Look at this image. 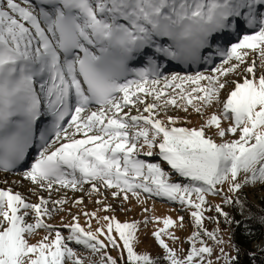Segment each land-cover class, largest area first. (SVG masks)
<instances>
[{
	"label": "snow or ice",
	"instance_id": "obj_1",
	"mask_svg": "<svg viewBox=\"0 0 264 264\" xmlns=\"http://www.w3.org/2000/svg\"><path fill=\"white\" fill-rule=\"evenodd\" d=\"M201 50L209 53L208 63L214 55L221 59L209 74L181 75L167 67V61L196 64ZM246 64L242 82L222 79ZM214 104L222 110L208 114L199 128L177 126L179 118L172 115L158 118L157 110L169 106L184 112L191 106L204 115ZM229 133L236 138L228 139ZM141 155L161 159L148 162ZM17 168L50 193L84 191L87 184L90 195H100L102 186L125 200L129 193L139 199L141 192L164 197L195 209L191 216L198 228L205 194H218L217 185L227 183L231 192L257 183L264 187V0H0V172ZM224 202L243 207L239 198L225 196ZM66 203L43 196L30 203L21 192L0 189V264H84L71 242L103 253L99 264H118L103 252L108 244L126 250V264H158L160 258L136 250L135 221L85 212L97 219L95 231L91 220L85 230L73 215L63 225L68 235L56 230L52 237L55 226L44 217ZM110 209L105 205L104 211ZM215 210L232 222L220 205ZM153 219L164 225L153 236L167 264H214V249L200 232L188 238L191 248L181 255L163 239L165 234L178 239L168 231L176 221ZM179 220L183 227L184 218ZM39 229L49 233L32 242ZM218 232L204 229L222 245ZM219 251L217 264L238 258L223 247ZM249 255L256 259L255 252Z\"/></svg>",
	"mask_w": 264,
	"mask_h": 264
},
{
	"label": "rangeland",
	"instance_id": "obj_2",
	"mask_svg": "<svg viewBox=\"0 0 264 264\" xmlns=\"http://www.w3.org/2000/svg\"><path fill=\"white\" fill-rule=\"evenodd\" d=\"M249 58L253 59V54H250ZM221 62V59H219L216 63L219 64ZM250 64V63H249ZM259 62H257V68L259 66ZM246 65H243V67H246ZM214 67V66H213ZM211 68L208 69H200L199 72H203L205 75L209 74L211 72ZM244 69V68H243ZM171 72H177L172 70ZM181 75H194L195 73H180ZM244 75H248L245 72H242ZM222 79H228L230 81L235 80L233 78L228 77H222ZM231 89L234 87V84L228 85ZM149 100L151 98L149 97ZM178 104H182L181 101L178 100ZM140 110L142 112L143 106H140ZM158 112V118L165 119L167 115H172L175 117H178L177 120V126H183V127H195L199 128L207 119V115L211 113L210 109H207L204 115H201L197 113L191 106H189L188 111L184 112L182 108L172 107L169 106L166 110H157ZM133 115L138 114L135 109L132 110ZM147 115V113H144ZM228 121H223L222 124L226 125ZM214 132V129L212 130ZM212 132H208V135H212ZM228 139H235L236 136H233V134L229 133ZM219 138H217L218 140ZM142 143V141H141ZM145 151L147 150V147L145 146ZM154 152L158 151V149H153ZM139 158L145 159L148 162H159L160 157L153 155V156H144L141 155ZM8 175L7 177H4L3 179L0 178V189H8L11 188L13 192H21L22 195H24L28 202L30 203H38L41 196H43L45 199H50L53 195H69V199L72 200L74 197L83 198V203L76 204V205H70L69 208H62L60 211L53 210L51 217H44L46 223H50L55 226V228L51 231V236L54 237L55 231L60 230L61 234L63 236L68 235V229L63 228L64 224L72 223V216L76 215L79 219V223L82 227L85 228V230H88V223L89 220H91V230L95 231L97 227L100 225L97 223L96 218H92L90 216L84 215L85 212L92 213L97 212V216H115L121 223L128 222L131 223L133 221L138 222V230H137V242L135 243L136 250L140 253L147 252L150 254L153 258L160 257L163 259L164 256V249L159 245V243L156 241L155 237L153 236V232L158 230L159 228H163L164 225L161 222H157L153 217H168L171 216L174 221H176V225L172 226L168 229L169 232L173 233L176 237H178L177 240H172L169 238L168 235H163V239L169 244L170 247L176 249L178 254L186 255L188 250L191 248V242L189 241V237L192 236L193 232H200L201 236L200 239L203 240L207 245L213 247L214 252L213 255L210 257V259L213 260L214 264H217L216 257L220 255L219 249L223 247L225 249V252L229 253L230 255H234V247L232 243V237H231V223L233 222V219L235 217H248L250 215L249 213V206H259L261 202H264V187H262L259 183H257L255 186L247 185L243 187L239 192H231L229 191L228 184L225 183L223 185H217L216 187L220 189L218 194L213 193H206V204L203 206L204 211V219H203V225L201 228H198L194 221L193 217L191 216V212L195 209H192L186 205H181L179 202H173L167 200V198L164 197H156V196H150L147 193L141 192L140 198L137 199L136 196H133L131 193L128 194V199L125 200L123 195L120 196V198L115 197L110 200L112 207L114 205L122 207L121 209L115 210L110 209L108 211H104V209H96V207H100L103 205V203H98L95 201V198L97 196H105V191L107 189L103 188L101 186V194H89V185L85 184L84 191H74L72 189L68 188H61L62 190H65V193H59L57 191H51L47 190L49 195H45L41 192V194L38 193H32L31 190L26 189L25 186H32L31 181L27 179H21V182L23 184H15L11 183L9 179L15 176L16 172H6ZM18 173V172H17ZM172 179L177 180L180 179L178 177H173ZM241 179H243V174H241ZM58 187V186H55ZM35 190L36 188L33 187ZM23 191L28 192L27 194L32 193V198L28 195H25ZM225 196L232 197L233 200H236L239 198L240 201L243 202V207L241 208V205L239 203L236 204H226L224 202ZM192 199H196L195 194L192 195ZM52 201V200H51ZM84 203H88L87 207H90L92 205V209L86 211V207H84ZM220 205V207L223 209L224 212L229 213V218L232 221L231 223L226 222L223 215L218 213L215 210V206ZM64 206V205H63ZM49 207H53L51 204ZM55 208H60L59 205H55ZM147 209V211H145ZM183 217V227H179L180 220L179 217ZM31 219V218H30ZM101 223H104L103 221ZM204 229H207L208 231H212L215 229H219L218 232V239L222 238L224 240V244L218 245L215 243V241L208 238L207 235L204 234ZM38 235L35 237H32V242H35L36 240L40 239L44 235H48L49 230L45 229H39ZM113 235L117 236L118 243L122 246V241H119L118 234L113 232ZM101 240H104L107 244V240L104 236L99 237ZM197 246H200L199 241H196ZM70 247H73L76 251L77 255L85 258L84 264H90V261H95L96 264H99L101 255L103 253H97L93 254L90 250L84 248L83 246L76 245L75 242H71L69 244ZM252 246L254 247L253 243ZM123 251L124 260H121V252ZM103 252H106L108 255L112 256L113 258L117 259L118 264H124L126 263V250H123L122 247L120 248H114L111 244H108V247L103 250ZM164 260V259H163ZM165 261V260H164ZM167 263V261H165ZM66 264H72L71 260H68ZM218 264H224L223 261L218 262Z\"/></svg>",
	"mask_w": 264,
	"mask_h": 264
},
{
	"label": "trees",
	"instance_id": "obj_3",
	"mask_svg": "<svg viewBox=\"0 0 264 264\" xmlns=\"http://www.w3.org/2000/svg\"><path fill=\"white\" fill-rule=\"evenodd\" d=\"M249 208L250 215L248 217H235L231 223L232 243L240 249L237 254L234 248L233 256L238 257L234 264H264V252L252 247L254 241L264 239V224L260 222V217L264 216V202H261L259 206H249ZM248 229L251 230L250 234ZM253 252L256 253L254 261L249 255ZM158 264L167 263L160 258Z\"/></svg>",
	"mask_w": 264,
	"mask_h": 264
},
{
	"label": "bare ground",
	"instance_id": "obj_4",
	"mask_svg": "<svg viewBox=\"0 0 264 264\" xmlns=\"http://www.w3.org/2000/svg\"><path fill=\"white\" fill-rule=\"evenodd\" d=\"M172 62H173V63H176L175 61H172ZM257 62H259L258 59H257ZM248 63H251V59H250V58H249V60H248ZM243 68H244V67H243V65H242V66H241V69L239 70L238 73H229V74H228V77L233 78V79L235 80V82H242V80H243V78H244V76H245L244 74H242V72H243ZM261 70H262V69H261V66L259 65L258 68H257V76L260 74ZM229 90H230V88H229L228 86H226V88H225L224 90H222V92H221V99H222V100H226V99H227V95L229 94ZM139 107H140V106H139ZM210 110H211V112H212V111H217V112H219V111L222 110V105H215V104H214L213 107L210 108ZM125 111H128V109H125ZM131 114L133 115L132 112H131ZM222 122H223V121H222ZM24 170H25V169H23V168H19V169L15 170V172H18V173H16L14 177H12L11 179H9L10 182H11V183H15V184H23V183L21 182V179H24V180L26 179V178H24V176L22 175V173H23ZM7 175H8V174H7L6 172H0V178H1V179H3L4 177H7ZM33 187H35L36 189L34 190ZM25 188L31 190L32 193H33V195H34V193H38V194H41V192L44 193V191H45V195H49L46 189H40V188H38L36 185H33V184H32V186H30V187H29V186H25ZM68 189H70V188H68ZM112 191H114V189H107V191H105V196H102V197L97 196V197L95 198V201L98 200V201H102V203H103L102 206H100V207H96L95 210H96V209H104L105 205H111L110 200L113 199V198H115V197H113L112 194H111ZM57 192H59V193H65V190L60 189V190L57 191ZM23 193H24L25 195H28L29 197L32 198V193H31V194H27L28 192H26V191H25V192L23 191ZM41 195H42V194H41ZM61 198L66 199V200H67V203L64 204V206L59 205V207H60V208H67V209L69 208L70 205H76L75 201L78 200V199H80L79 197H74V199L70 200V199H69V195H53V196L51 197V200H52V201H55V200H59V199H61ZM118 198H120V196H119ZM87 205H88V203H87V204L84 203V207L87 208L86 211H88V210H90V209L93 208L92 205H90V207H87ZM113 208H114L115 210H117V209H121L122 207L117 206V205H114V206L112 207V205H111V209H113ZM76 216H77V212H76ZM255 246H256V247L261 246V242L257 241V242L255 243Z\"/></svg>",
	"mask_w": 264,
	"mask_h": 264
},
{
	"label": "water",
	"instance_id": "obj_5",
	"mask_svg": "<svg viewBox=\"0 0 264 264\" xmlns=\"http://www.w3.org/2000/svg\"><path fill=\"white\" fill-rule=\"evenodd\" d=\"M256 242H257V241H254V242H253L254 247H253V246H252V247H253V248H256V249H261V246L264 245V239L259 240V242H261V246H259V247H256V246H255V243H256Z\"/></svg>",
	"mask_w": 264,
	"mask_h": 264
}]
</instances>
